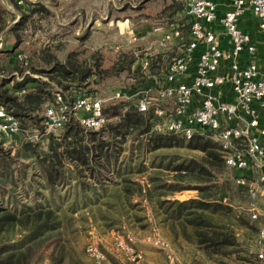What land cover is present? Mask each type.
I'll list each match as a JSON object with an SVG mask.
<instances>
[{
	"label": "trees",
	"instance_id": "1",
	"mask_svg": "<svg viewBox=\"0 0 264 264\" xmlns=\"http://www.w3.org/2000/svg\"><path fill=\"white\" fill-rule=\"evenodd\" d=\"M8 1L22 7L18 0ZM2 3L0 52L7 57L5 61L0 57V103L20 121L22 129L42 124L44 105L55 99L57 91L72 100L77 96L73 93L90 85L92 78L130 69L136 60L132 53H122L123 59L121 54L106 68L96 56L81 59L79 52L72 51L61 60L48 50H43L39 60H22L17 45L7 48L9 42L4 38L10 33L19 41L22 21L9 25L10 11ZM126 57L128 67L122 64ZM150 60L153 71L158 58ZM26 67L30 73H25ZM125 101L104 104L107 116L112 111L117 118L99 129H86L71 120L58 133L47 134V149L31 140L19 141L14 151L0 146V264H85L86 249L76 243V223L81 222L84 229L92 222L118 229L138 221L135 207L141 201L153 208L175 236L195 243L207 257L221 262L222 256L232 253L229 248L238 243L235 226L250 224L232 201H223L225 196L230 198L229 178L224 176L226 182L221 184L219 176L233 168L226 163L221 145L200 133L187 139L154 129L153 110L142 112L135 101ZM131 138L134 142L127 149ZM172 148L198 154L188 158L162 154L155 163L156 152ZM148 153L153 156V172L141 183L136 177L148 170L143 166ZM21 157L27 161L21 162ZM238 173L235 170L234 176ZM20 184L24 186L21 194L30 202L20 199ZM186 189L198 190V197L172 198ZM109 259L113 258L108 254Z\"/></svg>",
	"mask_w": 264,
	"mask_h": 264
},
{
	"label": "built area",
	"instance_id": "2",
	"mask_svg": "<svg viewBox=\"0 0 264 264\" xmlns=\"http://www.w3.org/2000/svg\"><path fill=\"white\" fill-rule=\"evenodd\" d=\"M225 1L232 7L219 16L214 0H188L185 13L192 22L190 39L183 52L156 74L151 71V60L145 57L140 64L145 82L132 89L118 90L114 98L133 100L142 112L153 110L154 129L187 139L200 133L218 142L226 163L239 171L235 176L237 185L253 200H258L264 197V65L256 59L248 60L258 47L252 34L241 26V19L250 10L259 30L264 32V0ZM216 21L229 37L228 47H223L221 36L205 25ZM184 37L182 28L175 27L159 45L166 46L173 39ZM196 50H200L198 58L194 55ZM17 55L22 60L28 57L20 51ZM227 84L234 100L223 99ZM138 86L143 88L137 89ZM105 101L87 95L65 100L57 91L55 99L44 105L43 132L32 130L30 139L35 141L58 132L71 120L86 129H99L110 120L104 110ZM22 130L20 121L0 103V146L17 145ZM257 216L253 211V217ZM150 240L162 248L168 245L157 235H152ZM259 244L258 256L264 259V228L259 234ZM114 247L124 252L132 263L144 260V252L134 246L131 237L116 234ZM87 252L97 264H104L107 259L97 240L88 244ZM173 258L171 264H175Z\"/></svg>",
	"mask_w": 264,
	"mask_h": 264
},
{
	"label": "rangeland",
	"instance_id": "3",
	"mask_svg": "<svg viewBox=\"0 0 264 264\" xmlns=\"http://www.w3.org/2000/svg\"><path fill=\"white\" fill-rule=\"evenodd\" d=\"M18 1L20 6H22L21 8L9 3L8 0H4L2 3L8 11H10L8 15L9 25H13L19 20L22 21L21 29L19 31L21 36L20 40H14L13 36L8 33L6 37L4 36L7 42L12 44L14 41L18 50L28 56V60L29 58L39 60V55L42 54L43 50L55 53L61 60H64L70 52L77 51L79 52V58L81 59L96 56L102 61L103 66L106 68H111L122 53H129V55L132 53V56L136 58V60L131 65L130 69H122L116 74H108L102 78H92L90 85L73 93L77 94V96L88 94L105 98L106 106H111L114 102H118V100H126L127 102L132 101L128 99L114 98V96L120 89H132L133 86L139 84L140 80H143L144 82L145 77L142 74L144 69L142 66H139L146 56V50L141 45H137V48L132 47L131 49H127L120 47L117 43L120 40L119 36H121L119 34L120 27H123L127 21L125 20L128 17L127 15L130 13H133L132 16L138 14L136 17L131 18L136 22L138 19L142 20L146 18L144 16L145 12H68L69 9L66 8V3L60 2L59 0ZM2 45L3 44L0 43V47H2ZM0 57L5 61L7 55L0 52ZM124 57V54H122L121 59ZM129 61V58L126 57L125 60L122 61L123 66L128 67ZM24 66L27 65L24 64ZM25 71L26 74L31 72L27 67L25 68ZM33 75L39 76L38 74ZM17 77L22 79L23 75L17 74ZM141 88L143 87H137V89ZM109 114V122L117 118L113 115L112 111H110ZM34 129L43 132L42 124H32L22 130L21 135L19 136V141L23 142L24 140H31L30 132ZM47 136L48 135H43L39 140H35L34 142H38L42 149H47ZM133 142L134 141L131 138V141L126 145L127 149L131 147ZM16 148L17 146L15 145L14 147L3 149L14 151ZM134 154H136V152H134ZM155 154L157 155V157H155V163L157 164L158 158L162 154H178L188 158L191 155L198 154V152H192L185 148H172L158 151ZM151 157L153 156L148 153L143 159V166H147L148 170L140 171L137 174V181L141 183L148 180L147 177L149 172H153L150 163ZM24 159L25 158L21 157V162ZM25 161L27 160L25 159ZM234 174L235 170L228 168L225 175L220 174L219 182L221 184L226 182L224 176L229 178V181L226 182L227 190L230 192V198H228V201L233 202L238 211L237 213L244 214L250 225L235 226L238 243L229 248L232 252L231 254L228 256H222L219 259L221 262L203 255L199 251V247L193 242L186 241L183 238L176 239L177 241L173 242L172 236H174V234L170 227L167 225L163 226L161 223H156L152 214L153 210L151 206L145 204L143 201L138 203L135 207L138 221L136 219L132 220L128 224L120 225L118 229L112 227L114 230L110 233L112 238V249L111 247L109 249L105 247V241L103 238L104 233L100 231L99 223H87L86 228L84 229L81 227V222H77L76 224L77 228H79V233L77 234L78 242L76 243L79 248L84 246L86 249L82 256V260H84L85 264H97L87 252L88 244L93 240H97L99 246L107 256L104 264H138L130 262L124 252L117 250L116 247H114L115 236L116 234H120L125 236V238L131 237L135 240L136 242L133 241V244L137 248H140L136 245L139 244V241L137 240L138 237L150 240L152 235H157L166 244L169 242V246L167 245V247H165L168 251L172 250L174 252L175 256L178 257L180 264H264V259L258 256L260 248L259 234L261 229L264 228V197L259 198L258 200H253L246 194V192L238 187L235 182ZM25 179L26 178H24V180ZM24 180L22 181L24 182ZM23 187L22 184L18 187L19 197L20 199H25V201L30 202V199H26L24 194H21ZM196 195L198 197V190L186 189L175 192L172 198L188 200L196 198L194 197ZM134 201L137 202L138 199ZM7 205L10 206L11 202H8ZM253 211H256L258 214L256 218L253 217ZM111 229L108 228L110 232ZM107 252L113 258L112 261L110 259L108 260ZM162 252L161 264H165L167 258ZM175 256L173 257L176 259ZM173 257L170 256V259ZM144 260L142 261L143 263L145 262Z\"/></svg>",
	"mask_w": 264,
	"mask_h": 264
},
{
	"label": "crops",
	"instance_id": "4",
	"mask_svg": "<svg viewBox=\"0 0 264 264\" xmlns=\"http://www.w3.org/2000/svg\"><path fill=\"white\" fill-rule=\"evenodd\" d=\"M66 3L68 12H145L146 18L136 22L131 18L136 17L138 14L132 16L133 13L126 14L128 17L125 19L129 22H125L123 27H120L119 36L120 40L118 45L123 48L131 49L137 48V45H141L146 50V56L158 58L157 66L153 69L154 74L159 71H164L167 68L169 61L176 55L183 52L185 45L190 39L189 30L191 27L192 19L186 15L185 7L188 0H59ZM218 4L219 16H222L226 9L232 7L230 2L225 0H214ZM4 2V0H3ZM108 4V6H107ZM136 19V18H134ZM207 27L212 28L218 35L221 36V42L223 47L230 45L229 37L226 35L221 23L219 21L212 24H205ZM241 26L250 32L254 37L258 50L255 54L248 57V60H257L260 64L264 65V32L260 31L257 24V19L248 13L241 19ZM175 27L182 28L184 32V39L175 38L172 42H169L166 46H160L159 43L163 39L166 33L171 32ZM136 36L134 40L132 37ZM13 43H8L7 48H13ZM16 52H19L17 49ZM200 50H196L194 55L199 57ZM223 99L234 100V96L231 93V87L229 84L224 86ZM226 89V90H225ZM264 118V117H263ZM70 168L73 169L71 166ZM148 181V180H147ZM194 197H197L194 196ZM228 196H225L223 201H227ZM152 208V207H151ZM153 210V208H152ZM154 220L156 223H161L163 226L168 224L162 222L160 217L156 216L153 211ZM100 231L104 233L105 247L112 249L111 232L101 222ZM143 236V235H141ZM183 238L181 236H172V241L176 242L178 239ZM177 239V240H176ZM184 239V238H183ZM140 250L144 252L146 264H161V252L166 255L165 264H171L170 256H175L172 250L168 251L166 248L156 246L152 241L146 240V238H137ZM135 241V240H133ZM187 241V240H186ZM136 242V241H135ZM169 246V242H168ZM199 251L205 255V253L199 249ZM110 252V250H109ZM172 253V254H171ZM206 256V255H205ZM175 264H180L178 257L175 256ZM140 262L138 264H145Z\"/></svg>",
	"mask_w": 264,
	"mask_h": 264
}]
</instances>
